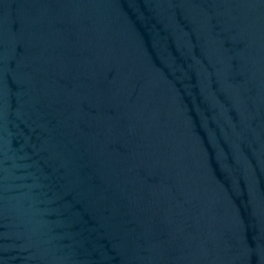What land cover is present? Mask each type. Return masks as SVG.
<instances>
[{
  "label": "water",
  "instance_id": "water-1",
  "mask_svg": "<svg viewBox=\"0 0 264 264\" xmlns=\"http://www.w3.org/2000/svg\"><path fill=\"white\" fill-rule=\"evenodd\" d=\"M0 264H264V0H0Z\"/></svg>",
  "mask_w": 264,
  "mask_h": 264
}]
</instances>
